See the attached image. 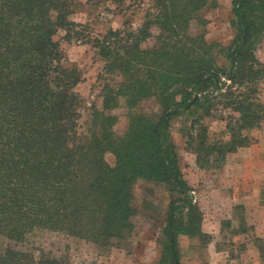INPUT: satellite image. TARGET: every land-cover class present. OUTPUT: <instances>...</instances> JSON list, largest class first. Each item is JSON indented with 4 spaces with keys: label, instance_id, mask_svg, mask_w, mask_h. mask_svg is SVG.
I'll use <instances>...</instances> for the list:
<instances>
[{
    "label": "trees",
    "instance_id": "obj_1",
    "mask_svg": "<svg viewBox=\"0 0 264 264\" xmlns=\"http://www.w3.org/2000/svg\"><path fill=\"white\" fill-rule=\"evenodd\" d=\"M82 1L108 2L122 11L133 0ZM151 1L140 27L126 21L95 37L74 20L80 0H0V237L8 242L0 264H72L23 248L42 231L99 247L131 235L138 214L134 188L141 179L178 194L158 264H181V235L210 242L180 166L172 122L184 114L191 119L187 147L202 168L221 165L249 144L246 132L264 122L257 98L264 82L257 58L264 0H233L235 37L221 49L227 66L212 53L206 34L190 29L194 20L206 27L201 14L217 9L219 0ZM62 40L91 44L105 63L104 74L121 79L105 85L103 110H94L87 136L80 132L84 101L77 91L84 78ZM121 99L130 111L154 99L161 113L157 121L131 113L127 131L117 136V118L107 112ZM220 105L237 115L226 125L229 140H211L206 123Z\"/></svg>",
    "mask_w": 264,
    "mask_h": 264
},
{
    "label": "rangeland",
    "instance_id": "obj_2",
    "mask_svg": "<svg viewBox=\"0 0 264 264\" xmlns=\"http://www.w3.org/2000/svg\"><path fill=\"white\" fill-rule=\"evenodd\" d=\"M80 2L74 20L88 25L95 37L104 36L110 28H122L126 21L138 28L152 10L151 0L128 1L122 11L108 2L99 5ZM232 3L233 0H219L217 9L201 14V18L209 22L206 27L199 20H194L190 27L193 35L206 34L212 53L219 57L223 66L228 62L221 49L228 47L235 37L231 28ZM153 43L151 40L144 47ZM62 47L69 62L78 66L84 78L77 91L84 101L80 132L87 136L92 128L94 110H103L105 85L116 86L121 79L117 75L104 74L105 63L91 44L62 40ZM257 58L264 64V36ZM258 90L257 98L264 106V82ZM213 112L214 117L206 121L211 140H229L226 125L230 116L237 115L222 105ZM131 113L144 114L157 121L161 110L152 99L130 111L121 99L118 108L107 112L117 118L114 127L117 136H123L127 131ZM190 120L186 114L174 119L171 132L183 175L204 214L203 231L210 237V242L204 244L199 238L179 236L180 263L264 264V122L246 132L250 140L247 146L227 155L226 161L219 166L202 168L187 147ZM105 158L114 164L112 154L108 153ZM177 197L178 194L170 193L164 185L141 179L134 188L133 197V205L138 211L134 220L136 228L126 238L114 239L108 247H99L61 233L42 231L32 236L23 248L31 249L36 256L45 252L72 264H158L167 241L164 228L170 204ZM7 244V240L0 237V250Z\"/></svg>",
    "mask_w": 264,
    "mask_h": 264
}]
</instances>
